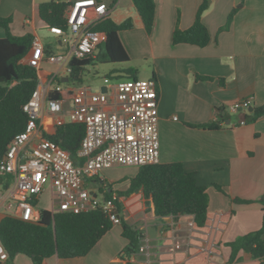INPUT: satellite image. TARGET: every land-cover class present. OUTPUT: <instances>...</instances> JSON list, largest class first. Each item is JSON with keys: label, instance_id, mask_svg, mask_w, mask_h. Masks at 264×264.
I'll return each mask as SVG.
<instances>
[{"label": "crops", "instance_id": "crops-1", "mask_svg": "<svg viewBox=\"0 0 264 264\" xmlns=\"http://www.w3.org/2000/svg\"><path fill=\"white\" fill-rule=\"evenodd\" d=\"M44 1L0 0V16L11 17L13 34L41 37L39 32L48 30L38 13V4ZM201 1L155 0L150 35L131 0H114L107 15L115 22L127 17L134 22L132 29L119 32L129 59L132 45L137 53L152 59L153 69L147 78L154 75L158 92V161L182 162L186 171L194 173L197 183L206 187L209 201L205 225L196 227L191 215L157 217L152 204L145 203L138 190L119 196L118 208L114 206L117 216L141 233L137 253L121 255L127 240L121 235L119 222L113 223L86 255L65 259L54 256L43 264H259L242 250L238 259L229 263L231 249L227 242L258 229L262 219L258 199L264 192V115L254 121L247 117L253 107L264 106V0H208L201 19L211 41L201 47L173 44L170 36L176 20L181 29L187 28ZM239 3L229 30L217 32ZM47 35L53 36L49 30ZM31 58L38 59V67L52 74L62 70L53 63L46 68L44 54L36 49L31 48L23 62ZM242 99L249 101L248 107L228 113L226 106ZM220 107L225 109L218 111ZM242 112L246 119L238 123ZM52 118L42 111V126L49 132ZM210 121L219 122V128L196 126ZM136 172L137 167L131 166L123 183L114 189H126ZM24 264H30L28 258Z\"/></svg>", "mask_w": 264, "mask_h": 264}, {"label": "trees", "instance_id": "trees-1", "mask_svg": "<svg viewBox=\"0 0 264 264\" xmlns=\"http://www.w3.org/2000/svg\"><path fill=\"white\" fill-rule=\"evenodd\" d=\"M143 27L148 35L153 31L155 23V0H131ZM114 0L108 3L110 7ZM72 4L71 0H47L38 4L40 18L49 26L66 28V13ZM208 6V0H202L196 9L192 23L184 29L176 25L172 30L170 40L173 44L186 43L196 46H205L211 41L208 28L203 23L201 15ZM241 3L234 6L228 13L225 22L218 27L217 32L227 31ZM11 17L0 16V27L4 36L0 37V159L5 154L13 137L20 132L29 115L23 105L29 99L39 79L47 80L52 72L45 71L23 62V58L31 49L33 35L26 33L15 35L10 30ZM134 27L131 17L121 22L113 21L108 15L95 28L106 33V40L98 50L82 59L72 58L69 61L71 72L68 77L75 83H82L83 72L88 64L100 62H125L129 60L125 48L119 38V32ZM59 43L58 40L54 42ZM43 54H55L53 45L46 43ZM114 70L111 71V73ZM125 77L137 78L133 67L120 70ZM110 73V74H111ZM110 74H107L109 76ZM121 77L122 75H115ZM153 80L154 75L151 77ZM198 78H209L198 76ZM52 81L60 82L53 78ZM222 82V79H221ZM61 92L51 91L49 97H60ZM71 97V95H67ZM225 108L220 107L218 111ZM264 115V106L253 107L248 121H254ZM203 128L217 129L220 123L210 121L196 125ZM84 135V125L79 122L65 121L55 124L51 133L44 132V136L55 141L66 149L72 158L76 159V152ZM3 179L2 188H6L10 181L7 175H0ZM122 179L121 181H123ZM87 184L97 183L99 192L104 199L112 201L118 208V197L126 196L140 190L145 203L150 202L157 217L191 215L196 227H203L207 220V206L209 197L204 185L198 184L193 172L186 171L182 162H157L137 166V172L129 178L124 190L114 189L112 184H106L98 176L86 179ZM214 186L221 190L217 184ZM149 200V201H147ZM234 201L249 202L250 200ZM37 199L33 204H37ZM261 203L262 219L258 229L239 235L227 242L231 252L228 262L238 259L240 250L251 254L259 264H264V192L258 199ZM122 226L121 235L127 240L121 250V255L129 256L140 250L141 233L119 218ZM113 223L101 207L79 212L56 211L38 208V218L23 220L8 213H0V243L7 253V261L16 255H23L30 264H43L51 257L60 259L81 257L101 239Z\"/></svg>", "mask_w": 264, "mask_h": 264}, {"label": "built area", "instance_id": "built-area-1", "mask_svg": "<svg viewBox=\"0 0 264 264\" xmlns=\"http://www.w3.org/2000/svg\"><path fill=\"white\" fill-rule=\"evenodd\" d=\"M71 1L66 28L48 27L56 40L67 48L65 54L47 56L50 63L62 70L55 71L47 80L39 79L23 105L29 118L0 159V175L10 177L6 188L1 187L3 179L0 183V212L35 220L38 209L33 201L49 188L52 212L101 207L112 223H119L112 201L95 190L94 196L86 179L98 176L101 170L111 166L137 167L158 162V92L152 78H119L113 86L105 85V92L92 91L82 84L73 89L62 86L63 82L70 81L69 61L93 55L106 40V33L95 26L107 16L108 3L104 0ZM31 48L43 54L44 43L39 36L33 35ZM27 63L38 67L36 58ZM53 78L60 82L52 81ZM51 91L61 92L62 96L49 97ZM248 105L249 101L242 99L228 104L226 109L237 112ZM43 110L53 115L52 131L55 124L65 121L84 125L76 159L44 136V132L52 131L42 126ZM7 258L0 243V261L5 263Z\"/></svg>", "mask_w": 264, "mask_h": 264}, {"label": "rangeland", "instance_id": "rangeland-1", "mask_svg": "<svg viewBox=\"0 0 264 264\" xmlns=\"http://www.w3.org/2000/svg\"><path fill=\"white\" fill-rule=\"evenodd\" d=\"M115 10V6L113 7ZM40 38L44 44L49 43L53 45V50L55 54H65L67 51L66 45L54 42L57 41L55 37L48 36V30L40 31ZM46 35L48 37H46ZM131 48V56L128 61L125 62H100L94 61L91 64H88L85 67L83 72V81L82 85L88 86L92 91H98L101 85L113 86L117 79L125 78L124 73L120 70L126 67H133L136 71V75L138 78H147L148 75L151 74L153 69V62L150 57H146L141 55V53L137 50L135 45H132ZM137 53V54H136ZM47 63L46 68H51V64L48 61L46 55H44V59ZM49 63H48V62ZM114 70L112 73L111 71ZM111 73V74H110ZM107 74H110L107 76ZM122 75L121 77H116L115 75ZM78 83L73 81L63 82L62 86L64 88L73 89ZM231 113V112H228ZM234 118V115H231ZM131 170V166L127 165H116L105 168L98 173V178L104 179L106 184H112L113 187L121 185L123 182L121 181L123 176H125L126 171ZM90 187L95 188V191L101 196L102 192H99L97 183H89ZM37 208H50L51 207V199H50V190L49 188L45 189L39 196ZM27 261V258L23 255H16L14 258L9 259L5 263L1 264H24Z\"/></svg>", "mask_w": 264, "mask_h": 264}, {"label": "water", "instance_id": "water-1", "mask_svg": "<svg viewBox=\"0 0 264 264\" xmlns=\"http://www.w3.org/2000/svg\"><path fill=\"white\" fill-rule=\"evenodd\" d=\"M100 89H101V91H103V92H105L106 91V86L105 85H102L101 87H100ZM248 110L250 111L251 110V107H249L248 108ZM245 119H246V116H245V113L244 112H242V113H240L239 115H238V123H242V122H244L245 121ZM1 181H2V178H0V183H1ZM92 192V194L95 196V192H93V191H91ZM2 262L0 261V264H1Z\"/></svg>", "mask_w": 264, "mask_h": 264}]
</instances>
